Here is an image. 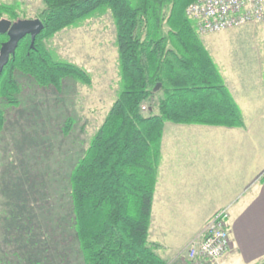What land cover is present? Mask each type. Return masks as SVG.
Returning a JSON list of instances; mask_svg holds the SVG:
<instances>
[{
	"label": "trees",
	"instance_id": "obj_1",
	"mask_svg": "<svg viewBox=\"0 0 264 264\" xmlns=\"http://www.w3.org/2000/svg\"><path fill=\"white\" fill-rule=\"evenodd\" d=\"M194 1L43 0L36 18L44 28L35 48L27 35L0 75V101L13 107L20 104L21 73L57 92L63 91L67 79L90 86L92 76L83 67L58 59L45 41L89 18L111 13L120 89L69 176L74 238L84 264H167L158 254L161 245L150 240L165 124L228 128L245 124L187 14ZM18 8V3L0 0V19H21ZM7 40L0 34V47ZM72 123L68 119L65 133ZM5 124L0 104V133Z\"/></svg>",
	"mask_w": 264,
	"mask_h": 264
},
{
	"label": "rangeland",
	"instance_id": "obj_2",
	"mask_svg": "<svg viewBox=\"0 0 264 264\" xmlns=\"http://www.w3.org/2000/svg\"><path fill=\"white\" fill-rule=\"evenodd\" d=\"M1 1L18 3L21 18H36L43 8V0ZM200 36L226 79L264 78V20ZM45 42L58 59L83 67L92 84L67 79L57 92L21 73L20 104L1 99L0 264H84L74 238L69 176L120 89L110 12ZM68 119L73 123L65 133Z\"/></svg>",
	"mask_w": 264,
	"mask_h": 264
},
{
	"label": "crops",
	"instance_id": "obj_3",
	"mask_svg": "<svg viewBox=\"0 0 264 264\" xmlns=\"http://www.w3.org/2000/svg\"><path fill=\"white\" fill-rule=\"evenodd\" d=\"M224 79L243 127H164L150 240L167 264L224 208L232 247L219 264L264 263V78Z\"/></svg>",
	"mask_w": 264,
	"mask_h": 264
},
{
	"label": "built area",
	"instance_id": "obj_4",
	"mask_svg": "<svg viewBox=\"0 0 264 264\" xmlns=\"http://www.w3.org/2000/svg\"><path fill=\"white\" fill-rule=\"evenodd\" d=\"M187 14L199 34L207 35L263 21L264 0H195ZM230 217L227 208L217 211L175 264H219L232 247Z\"/></svg>",
	"mask_w": 264,
	"mask_h": 264
},
{
	"label": "water",
	"instance_id": "obj_5",
	"mask_svg": "<svg viewBox=\"0 0 264 264\" xmlns=\"http://www.w3.org/2000/svg\"><path fill=\"white\" fill-rule=\"evenodd\" d=\"M44 24L40 18H21L15 22L8 18L0 19V34H6L8 40L0 47V75L11 57L16 54L19 42L27 35L31 36V48H35V40L42 32Z\"/></svg>",
	"mask_w": 264,
	"mask_h": 264
}]
</instances>
